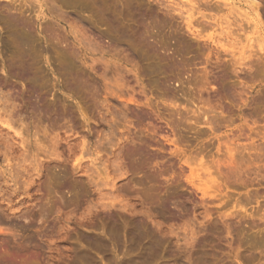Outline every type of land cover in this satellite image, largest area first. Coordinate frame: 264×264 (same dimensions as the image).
I'll return each instance as SVG.
<instances>
[{
	"label": "rangeland",
	"instance_id": "rangeland-1",
	"mask_svg": "<svg viewBox=\"0 0 264 264\" xmlns=\"http://www.w3.org/2000/svg\"><path fill=\"white\" fill-rule=\"evenodd\" d=\"M29 1L0 0V264H264V0Z\"/></svg>",
	"mask_w": 264,
	"mask_h": 264
},
{
	"label": "bare ground",
	"instance_id": "bare-ground-1",
	"mask_svg": "<svg viewBox=\"0 0 264 264\" xmlns=\"http://www.w3.org/2000/svg\"><path fill=\"white\" fill-rule=\"evenodd\" d=\"M30 1H31V0H30ZM30 1H29V3H30ZM33 1H35V0H33ZM33 1H32V2H33ZM37 1H38V0H37ZM37 1H36V2H37ZM54 1H55V0H54ZM54 1H53V2H54ZM56 1H57V0H56ZM56 1H55V2H56ZM64 1H67V0H63V1H62L63 4L65 3V5H67L66 2H64ZM70 1H71V0H70ZM72 1H74V0H72ZM77 1H80V0H76L75 2H77ZM82 1H83V0H81L80 2H82ZM88 1L91 2L90 0H88ZM93 1H94V0H93ZM93 1H92V3H93ZM96 1H97V3H98V2L100 3V0H99V1L96 0ZM26 2H27V1H26ZM32 2H31V3H32ZM45 2H46V3L49 2V6H48V8L50 7V11L52 10L51 8H53L52 6H55V7L57 6V5H52V4H55V3H53L52 1H49V0H48V2H47V0H46ZM50 2H52V4H51ZM58 2H59V1H57L56 3L58 4ZM67 2H69V1H67ZM75 2H74V3H75ZM85 2H86V1H84V3H85ZM108 2H109V0H108V1L106 0V3H108ZM124 2H125V1H123V3H124ZM14 3H15V2H14ZM40 3H41V2H40ZM46 3H44V4H46ZM82 3H83V2H82ZM82 3H81V4H82ZM86 3H87V2H86ZM94 3H96V2H94ZM94 3H93V4H94ZM125 3H127V2H125ZM125 3H124V5H125ZM22 4H23V3H22ZM42 4H43V3H41V5H42ZM50 4H51V6H50ZM81 4H80V5H81ZM89 4H91V3H89ZM89 4H87V5H89ZM93 4H92V5H93ZM110 4H111V2H110ZM47 5H48V4H46V7H47ZM65 5H64L63 7H65ZM73 5L78 6V4H73ZM96 5L98 6V4H96ZM99 5H100V4H99ZM101 5H102V4H101ZM108 5H109V3H108ZM112 5H113V4H112ZM119 5H120V3H119ZM34 6H35V5H34ZM61 6H62V5H61ZM61 6H59V7L62 8ZM76 6H75V7H76ZM102 6H104V5H102ZM102 6H101V8H102ZM115 6H116V5H115ZM8 7H9V6H8ZM59 7H56L55 9H57V8H59ZM67 7H69V6L67 5ZM72 7H74V6H72ZM81 7H82V5H81ZM89 7H90V6H89ZM94 7H95V6H94ZM109 7H110V6H109ZM122 7H123V6H122ZM19 8H20V7H19ZM48 8H47V9H48ZM60 8H59V9H60ZM77 8H78V7H77ZM79 8H80V7H79ZM90 8H91V7H90ZM98 8L100 9V6H98ZM104 8H105V6H104ZM32 9H33V8H32ZM93 9H94V8H93ZM105 9H106V8H105ZM20 10H21V9H20ZM40 10H41V9H40ZM48 10H49V9H48ZM85 10H86V9H85ZM17 11H18V10H17ZM21 11H23V9H22ZM35 11H36V10H35ZM43 11H44V10H43ZM53 11H54V9H53L51 12H53ZM59 11H60V10H59ZM62 11H63V10H61V12H62ZM99 11H100V10H99ZM102 11H103V13L105 12L104 9L101 10L100 15L102 14ZM15 12H16V11H15ZM54 12L57 13V14H56L57 16L61 14L60 12L58 13L57 10H55ZM54 12H53V13H54ZM89 12H90V11H89ZM95 12H96V11H95ZM20 13H21V12H20ZM46 13H48V12H46ZM98 13H99V12H98ZM107 13H108V12H107ZM91 14H92V13H91ZM95 14H96V13H95ZM95 14H94V15H95ZM105 14H106V12H105ZM108 14H109V13H108ZM50 15H51V13H50ZM54 15H55V14H54ZM56 15H55V16H56ZM63 15H64V14H63ZM103 15H104V14H103ZM60 16H61V15H60ZM254 16H255V15H254ZM58 17H59V16H58ZM98 17H99V16H98ZM104 17H105V16H104ZM107 17H108V15H107ZM16 18H19V17H16ZM16 18H14V16H13V19L16 20ZM43 18H44V16H43ZM59 18H60V17H59ZM61 18H62V17H61ZM20 19H21V21H20ZM102 19H103V18H102ZM15 20H13V23H14V24H16ZM18 20L21 22L20 26H19V23H20V22H18V26H19V28H21V26L24 24V21H25V20L23 19V20H24V21H23L21 17H20L19 19H17L16 21H18ZM97 20H98V19H97ZM22 22H23V24H22ZM25 23H26V22H25ZM111 24H112V23H111ZM111 24H110V25H111ZM250 24H251V23H250ZM251 25H252V24H251ZM16 26H17V24H16ZM18 26H17V27H18ZM23 26H25V24H24ZM27 26H28V25H26V28H27ZM243 26H244V25H243ZM28 27H29V26H28ZM48 27H49V26H48ZM50 27H51V26H50ZM115 27H116V26H115ZM249 27H250V26H249ZM23 28H24V27H23ZM23 28H22V29H23ZM26 28H25V29H26ZM41 28H42V27H41ZM72 28H74V27H72ZM109 28L111 29V27H109ZM115 29H116V28H115ZM14 30H15V29H14ZM14 30H13V31H14ZM16 30H17V29H16ZM16 30H15V32L17 33L20 29H18V31H16ZM26 30H27V29H26ZM26 30H23L24 32H23V31H19V32H20V33L23 32L22 34H25V33L28 31V33L30 32V34H31L30 29H28L27 31H26ZM49 30H50V28H49ZM74 30H75V28H74ZM112 30H113V28H112ZM25 31H26V32H25ZM71 31H72V30H71ZM113 31H114V30H113ZM19 32H18V33H19ZM44 32H46V31H44ZM115 32H116V31H115ZM117 32H118V31H117ZM117 32H116V33H117ZM16 33H15V34H16ZM46 33H47V32H46ZM108 33H110V32H108ZM113 33H114V32H113ZM113 33H112V34H113ZM116 33H115V36H116ZM118 33H119V32H118ZM22 34H21V35H22ZM26 34H27V33H26ZM110 34H111V33H110ZM110 34H109V35H110ZM125 34H126V33H125ZM21 35H16V36L19 37V40L17 39V42H18V43L22 42V41H20V36H21ZM28 35H29V34H28ZM28 35H27V36H28ZM71 35H72V32H71ZM113 35H114V34H113ZM113 35H112V36H113ZM22 36H25V35H22ZM30 36H31V35H30ZM30 36H29V38H27V37H25V38L28 39V40H30V39L33 38V37L30 38ZM107 36H108V35H107ZM115 36H113L112 38H114ZM117 36H118V35H117ZM120 36H121V35H120ZM81 37H82V36H81ZM122 37H123V36H122ZM22 39H23V38H22ZM26 39H24V40H26ZM75 39H76V38H75ZM78 39H79V38H77V40H78ZM24 40H23V41H24ZM28 40H27V42H29ZM83 40H84V39H83ZM111 40H112V39H111ZM19 41H20V42H19ZM32 41H33V40H31L30 42H32ZM24 42H25V41H24ZM24 42H23V45H24ZM86 43L88 44V42H86ZM222 43H224V42H222ZM229 43H230V41H229ZM21 45H22V43L20 44V46H21ZM25 45H27L26 42H25ZM88 45H89V44H88ZM27 46H29V45H27ZM22 48L24 49L25 47H22ZM22 48H21V49H22ZM28 48H29V47H28ZM31 48H32V47H31ZM26 49H27V48H26ZM90 49H91V48H90ZM28 50H31V49H28ZM23 51H24V50H23ZM72 51H73V50H72ZM89 51H90V50H89ZM24 52H26V50H25ZM24 52H23V54H24ZM30 52L32 53V51H29V53H30ZM27 53H28V52H27ZM30 55H32V54H30ZM22 56H23V55L21 54V57H22ZM24 57H25V55H24ZM24 57H23V58H24ZM27 57H29V56H27ZM32 57H33V56H32ZM72 57H73V56H72ZM25 58H26V57H25ZM21 64H22V63H21ZM92 67H93V66H92ZM21 69H22V68H21ZM23 69H24V68H23ZM23 72H24V71H23ZM24 73H25V72H24ZM74 87H75V86H74ZM74 87H73V90H74ZM4 110H5V109H4ZM3 113H4V112H3ZM3 117H4V116H3ZM9 117H10V116H9ZM1 118H2V117H1ZM1 118H0V119H1ZM4 118H5V117H4ZM7 118H8V117H7ZM1 121H2V120H1ZM9 121H10V120H9ZM12 121H13V120H12ZM10 122H11V121H10ZM105 122H106V121H105ZM8 123H9V122H8ZM6 124H7V123H6ZM11 125H12V124H11ZM13 125H15V124H13ZM3 130H4V129H3ZM12 130H13V129H12ZM4 131H5V130H4ZM4 133H5V132H4ZM17 133H18V132H17ZM23 139H24V138H23ZM201 190H202V189H201ZM204 191H205V190H204ZM132 211H133V210H132ZM135 222H136V221H135ZM138 223H139V222H138ZM138 223H137V225H138ZM141 225H142V223H140V224H139L138 226H136V227H139V226H141ZM134 226H135V225H134ZM142 226H143V225H142ZM143 228H144V227H143ZM137 230H138V229H137ZM145 231H146V230H145ZM138 233H139V232H138ZM143 233H144V232H143ZM132 241H133V240H132ZM147 248H148V250H149V246H148ZM147 248H146V249H147ZM9 262H10V261H9ZM130 263L132 264V262H130Z\"/></svg>",
	"mask_w": 264,
	"mask_h": 264
}]
</instances>
